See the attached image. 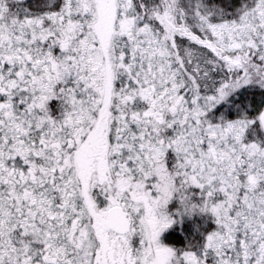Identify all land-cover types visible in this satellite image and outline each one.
Listing matches in <instances>:
<instances>
[{
	"label": "snow or ice",
	"instance_id": "1",
	"mask_svg": "<svg viewBox=\"0 0 264 264\" xmlns=\"http://www.w3.org/2000/svg\"><path fill=\"white\" fill-rule=\"evenodd\" d=\"M0 264H264V0H0Z\"/></svg>",
	"mask_w": 264,
	"mask_h": 264
}]
</instances>
